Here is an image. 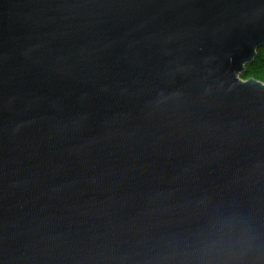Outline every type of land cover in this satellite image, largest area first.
<instances>
[{"label":"water","instance_id":"95a60500","mask_svg":"<svg viewBox=\"0 0 264 264\" xmlns=\"http://www.w3.org/2000/svg\"><path fill=\"white\" fill-rule=\"evenodd\" d=\"M264 0H0V264H264Z\"/></svg>","mask_w":264,"mask_h":264},{"label":"trees","instance_id":"16d2710c","mask_svg":"<svg viewBox=\"0 0 264 264\" xmlns=\"http://www.w3.org/2000/svg\"><path fill=\"white\" fill-rule=\"evenodd\" d=\"M239 78L242 80L251 78L264 83V44L256 48L254 58L244 65Z\"/></svg>","mask_w":264,"mask_h":264},{"label":"clouds","instance_id":"9594fccd","mask_svg":"<svg viewBox=\"0 0 264 264\" xmlns=\"http://www.w3.org/2000/svg\"><path fill=\"white\" fill-rule=\"evenodd\" d=\"M257 249L252 247L243 248L238 254L230 258L231 264H259ZM224 264H228L227 261Z\"/></svg>","mask_w":264,"mask_h":264}]
</instances>
